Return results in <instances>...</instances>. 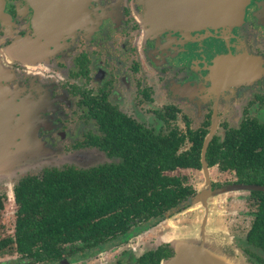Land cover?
<instances>
[{
  "label": "flooded vegetation",
  "instance_id": "flooded-vegetation-1",
  "mask_svg": "<svg viewBox=\"0 0 264 264\" xmlns=\"http://www.w3.org/2000/svg\"><path fill=\"white\" fill-rule=\"evenodd\" d=\"M214 4L215 0H3L0 118H15L17 115L11 114L18 107L22 112L24 99L30 108L42 96L44 102L55 100L53 106L58 110L73 105L78 122L86 130L70 149L93 150L108 161L90 167L120 161L107 156L95 143L105 138L109 124L124 128L131 123L153 134L171 129L184 132L186 126L191 130L203 128L206 133L201 148L209 132L206 147L213 137L221 141L226 132L239 129L245 122H253L264 133V0H244L243 11L232 22L225 7L227 15L220 23L215 19ZM225 5L237 3L226 0ZM203 86L211 89V94L201 105L209 106L198 125L192 127L184 104L194 106L191 102L196 101L197 88ZM218 107H223L224 113L234 108L237 121L222 119L213 129L212 108ZM45 108L47 104L35 110ZM152 118L158 121L157 130L145 121ZM177 119L182 121V129L176 127ZM188 146L185 143L182 150ZM212 170L207 169L208 179ZM223 174L232 178L223 183L209 179L210 191L241 186L234 183L232 173ZM20 178L11 186V196ZM195 195L194 190L184 206L169 212L163 221L183 210ZM14 226L13 222L11 233L0 238V264H146L150 253L160 254L157 264H161L171 252L168 247L150 250L142 245L139 256L129 254L125 258L132 251L129 242L154 226L107 247H124L110 263L103 262L101 256L106 248L86 249L78 242L51 246L47 253L33 246L30 252H40L37 257L17 251ZM250 257L255 264H262L260 256Z\"/></svg>",
  "mask_w": 264,
  "mask_h": 264
},
{
  "label": "trees",
  "instance_id": "trees-1",
  "mask_svg": "<svg viewBox=\"0 0 264 264\" xmlns=\"http://www.w3.org/2000/svg\"><path fill=\"white\" fill-rule=\"evenodd\" d=\"M106 130L105 138L95 143L107 156L119 158L117 164L46 167L24 175L13 186L17 251L39 257L31 247L47 253L51 246L66 242L104 250L156 226L193 195L185 178L168 173L201 170L206 130L186 126L184 132L153 134L131 123L124 128L109 124ZM185 143L189 146L182 150ZM204 160L208 170L232 173L235 184L264 189V133L253 122L226 132L221 141L213 137ZM249 199L254 211L245 242L264 252V191L249 190ZM148 257L147 263L157 264L160 254Z\"/></svg>",
  "mask_w": 264,
  "mask_h": 264
},
{
  "label": "rangeland",
  "instance_id": "rangeland-1",
  "mask_svg": "<svg viewBox=\"0 0 264 264\" xmlns=\"http://www.w3.org/2000/svg\"><path fill=\"white\" fill-rule=\"evenodd\" d=\"M0 3L2 4L3 0ZM216 72L214 70V73ZM217 78L220 79V76ZM197 89L196 101L195 103L191 102L194 106H188V103L184 104V112L189 116L192 127L198 125L204 110L209 106V103L201 105L202 100L204 101V98L211 94V89L204 86ZM215 91L212 94L216 96L217 92ZM45 100L44 96L39 97L34 101L35 107L32 103V108H30L31 104L24 99L21 101L22 112L18 111V107L16 108L18 110L11 114L14 116L16 114L15 118L10 119V115H7L5 120L0 118V197H2L0 238L12 231L15 206L11 200L10 191L11 186L18 178L34 174L46 167L73 166L83 169L108 162L96 151L70 149L71 143L85 132V127L78 122L73 105L62 106L64 108L58 110L53 106L55 100L44 102ZM212 103H215V98ZM45 104L48 105V109L35 110L37 106ZM200 105L202 109L198 107ZM212 111L211 123L215 130V125L217 126L222 119L234 121L233 118H235L237 121L238 112L234 108L225 113L223 107L212 108ZM145 121L155 130L159 128L156 119ZM175 125L178 129H182L180 119H177ZM170 175L185 178L186 184L194 188L197 196L206 189L200 171L176 170ZM208 176L210 181L215 183H223L232 178L214 170L210 171ZM247 192L248 190L242 186L234 185L208 190V195L203 201L199 198L196 201H190L183 210L173 213L168 220L160 222L154 228L131 240L129 244L132 251H128L125 258L129 254L133 258L139 256L143 251L141 250L142 245L148 246L150 250L161 246L171 250L170 257L161 264H174L173 260L178 259L180 254L187 256V259L190 260L189 256L192 255V252L197 249L199 244L203 243L213 246L214 251H218V248L222 251L221 254L215 256L220 261L228 258L235 261V264H241L244 261L245 263L242 264H255L250 257L252 254L260 256L263 259L262 264H264V253L248 247L244 241V235L254 211V204L248 199ZM203 204L205 208H203ZM204 209L207 211L205 218ZM127 249L129 250V247ZM121 250H124L123 246L119 249L110 248L102 252L103 262H112L113 257L121 255L119 254ZM4 253L8 254L9 250H4Z\"/></svg>",
  "mask_w": 264,
  "mask_h": 264
},
{
  "label": "water",
  "instance_id": "water-1",
  "mask_svg": "<svg viewBox=\"0 0 264 264\" xmlns=\"http://www.w3.org/2000/svg\"><path fill=\"white\" fill-rule=\"evenodd\" d=\"M1 1V0H0ZM218 1H224L223 4L221 5H216V3H218ZM237 6L234 5H229V7L226 4V0H215V4H214V15H215V19L217 22H222L224 21V15H227V12H224L223 10L225 9V7L229 8L228 11V20L230 22H232V20L239 18V14H240V10L241 12L243 11V5H244V0H236ZM153 9H157L156 7H154ZM241 16V15H240ZM211 136V132H209V134L207 135V137L205 138L202 148H201V152H200V163H201V173L203 175V179L206 185V189L201 191L200 195L191 199L196 201L198 198L199 200H204L205 197H207L208 195V190H209V179L207 177V169L205 166V162H204V153H205V147H206V143L208 141V139ZM28 166V165H27ZM26 167V166H23ZM22 168V167H20ZM19 169V168H17ZM84 169V168H83ZM243 188L249 190H263L261 188H256V187H248V186H242ZM203 208H205V205L203 204ZM207 215V211L206 209H204V218ZM204 222V220H203ZM218 248V247H216ZM216 250V249H215ZM225 252V251H224ZM222 251L218 248V251H214L213 246H209V245H204L203 243L199 244V246L197 247V249L195 251L192 252V255L189 256L190 260L187 259V256L185 255H178V259H174L173 263L174 264H213V263H220L223 262L225 264H235V261H231L228 258H224L222 261H220L219 259L215 258L216 255L221 254ZM238 264V263H237Z\"/></svg>",
  "mask_w": 264,
  "mask_h": 264
}]
</instances>
